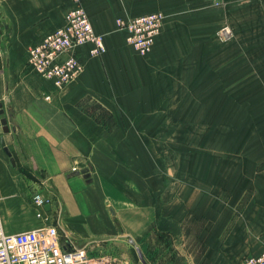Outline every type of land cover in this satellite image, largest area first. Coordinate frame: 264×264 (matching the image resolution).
<instances>
[{
  "label": "crops",
  "instance_id": "obj_1",
  "mask_svg": "<svg viewBox=\"0 0 264 264\" xmlns=\"http://www.w3.org/2000/svg\"><path fill=\"white\" fill-rule=\"evenodd\" d=\"M226 1L240 3L241 11H264V0ZM198 2L81 0L95 30L105 35L107 52L92 56L90 45L84 44L63 53L60 61L77 55L82 71L58 88L29 65L28 57L47 33L65 24L72 0H0V102L10 129L4 134L5 145L15 160L13 164L0 141V221L5 232L57 224L64 243L85 247L88 253L95 251L89 253L92 264H118V259L144 264L137 247L147 264H185V256L194 257L185 253L183 202L178 198L169 201L166 141H152L150 131L152 114L166 112L153 105L152 98L214 97L209 87L207 93L198 86L168 93L164 85L163 76L177 74L175 68L182 63L190 68L191 78L183 80L192 82L191 86L200 81L203 65L207 67L203 71L207 82H215L216 66L225 62L217 58L215 42H209L212 34L215 38L213 25L205 29L208 42L198 41V28L186 32V37L173 31V19L184 16L183 4L191 3L190 12L196 14L193 5ZM152 11L164 13V24L151 51L138 58L124 41L125 32L117 29L116 19ZM206 50L208 57L203 60ZM88 102L95 103L94 110L108 107L115 114L118 136L129 141L109 140L111 132L95 112L89 111ZM121 129H127L128 135ZM132 129L145 133H132ZM3 133L0 126V135ZM215 145H211L213 163L209 162L208 176L218 178L217 185H210L207 197L202 196L193 209L204 220L198 234L207 243L202 259L256 255L264 248V166L257 168L264 165V141H259L256 161L250 168L244 165L242 170L239 165L235 169L238 179L233 183L228 181L229 152L241 162L243 156L246 158L247 143L223 141L218 154ZM88 161L90 180L82 174L68 176ZM221 190H229L230 199L227 193L220 200ZM36 195L48 200L45 205L51 211L36 204ZM237 195L238 221L229 225ZM61 206L62 221L53 212ZM221 244L223 250L219 249ZM108 245L115 250H100Z\"/></svg>",
  "mask_w": 264,
  "mask_h": 264
},
{
  "label": "rangeland",
  "instance_id": "obj_2",
  "mask_svg": "<svg viewBox=\"0 0 264 264\" xmlns=\"http://www.w3.org/2000/svg\"><path fill=\"white\" fill-rule=\"evenodd\" d=\"M239 5L240 3L231 4L226 0H220L219 2L215 0H200L198 4L196 3L193 5L196 14H192V12H190L192 7L191 3H184V16L173 19L171 25L174 32L183 33L182 37H186V32H192L194 28H198L199 42L204 39L206 40V35H204L206 34L205 29L213 25L215 27V38H213L212 34L209 38V42H215L217 58H223L225 62L216 66L217 80L215 82H207V73L203 72L207 71V67L206 65L200 66V81L198 83L193 82L192 86V82L183 80L191 78V73L186 63H182V66H177L175 68L178 70L177 74L169 73L163 76L165 78L164 85L169 89L168 93L183 92L184 90L186 91L198 86L201 91H206V93L209 87V93H212L211 95H214V97L201 94L195 97L169 96L166 99L158 97L152 98L153 105H156V107L159 106V108L162 106V110L166 111L164 114H152V129L150 133L152 141H166L167 144V183L169 188V201L171 198L174 200L178 198L179 201L183 202L185 253L187 251L189 252L188 254L192 253L194 256L193 258H186L185 256V264H198L199 262L200 264H241L246 258L216 257L212 259L206 257L202 259L207 249V243L203 241L198 234L201 235L200 232L202 231L204 220L193 212L195 203L197 209V205L201 201L202 196L207 197L208 187L210 185L213 187L214 184L217 185L218 178L210 179L208 176L209 162L212 160L211 162L213 163L211 145L216 143V153L218 154V152H221L223 141H246L247 154L245 156L246 158L242 155L243 159L241 162H238L236 154L234 155L229 152L228 155V181L233 183L237 178V171L235 169L239 168V165H241L242 170L244 165L247 169L248 166L250 168L256 161L259 141H264V11L261 12L259 9L255 8L249 9L248 11H241ZM135 18L116 19L117 29L125 32L118 24L119 19L129 20ZM163 24L164 20L160 32ZM1 26L3 27L2 23H0V28ZM223 27H227L229 33L226 34V37L221 38L218 32ZM174 32L173 34L176 39L177 35ZM96 33L98 32L96 31ZM98 34L103 36L105 43V35L101 33ZM124 41L131 45L127 41V35ZM134 50L138 58L146 57L145 55L151 51L142 55L138 53L135 48ZM207 57L206 50L202 55V59H207ZM259 62L261 64L256 65V63L258 64ZM205 63L206 62H204V64ZM167 66L168 63H166V67ZM219 71L222 73L226 71V74H220L221 72ZM136 77L138 78V76ZM204 78L206 79L204 80ZM152 84L155 83L152 82ZM152 93H159V91H152ZM97 105L98 104H96V106ZM87 107L89 111L95 112L98 115L108 132H111L108 136L109 140L112 137H116L114 138L116 141H129L128 139L118 136L117 130H115L118 126L115 114L108 107L98 106L97 110H94V102H88ZM121 117L123 118V115H121ZM127 129L121 130L128 135ZM131 132H135L136 134L140 133L142 135L145 133L142 129H132ZM209 153L210 155L208 156ZM86 164L82 163L78 169L75 170L80 171L85 167L89 168L90 162L88 161ZM218 165L219 161L216 159V172H218ZM263 166L264 165H258L257 168L259 169ZM80 174L83 175V173ZM217 175H219V173ZM227 191L229 192V190L219 191L218 198L220 200L225 199L228 193ZM37 196H40V199L43 200V205H38L36 202ZM247 196H249V194ZM230 197L231 193L228 195L229 199ZM245 198L246 195H244V199ZM34 200L43 211H51V209H48L45 205L48 200L44 199L41 195H36ZM232 202V208L235 205V209L233 208L234 215L232 219L229 220V225L238 221V195L236 198H233ZM53 212H56L57 218L62 221L64 217V209L62 206L53 210ZM38 214L41 216V213ZM56 222L59 221L56 220ZM48 225L55 226L58 232H60L59 225ZM59 235L61 236L60 240L63 242L62 233L60 232ZM101 249L102 251L115 250L111 245L100 248V250ZM219 249L223 250V244H221ZM93 252L95 251H89V253L95 254ZM89 256L91 257L92 255L89 254ZM109 260L112 259L109 258ZM118 264L128 263L126 259L120 261L118 259Z\"/></svg>",
  "mask_w": 264,
  "mask_h": 264
},
{
  "label": "built area",
  "instance_id": "obj_3",
  "mask_svg": "<svg viewBox=\"0 0 264 264\" xmlns=\"http://www.w3.org/2000/svg\"><path fill=\"white\" fill-rule=\"evenodd\" d=\"M72 2L65 24L47 33L29 51L30 65L58 88L70 83L82 71V63L75 55L58 61L63 52L88 42L92 44L91 55L101 56L106 52L104 38L93 32L80 0ZM164 17L162 12H152L135 19H119L118 24L125 30L127 41L144 55L151 50ZM226 29L223 27L218 32L221 38L229 33ZM36 202L44 204L40 196ZM0 264H91V257L85 247L62 242L55 226L7 233L0 221ZM241 264H264V248L260 253L246 257Z\"/></svg>",
  "mask_w": 264,
  "mask_h": 264
},
{
  "label": "water",
  "instance_id": "obj_4",
  "mask_svg": "<svg viewBox=\"0 0 264 264\" xmlns=\"http://www.w3.org/2000/svg\"><path fill=\"white\" fill-rule=\"evenodd\" d=\"M5 108H4V104L3 102H0V117H1V121H0V126L3 128V134L0 135V141H1V144L4 146L5 148V151L7 152V154L10 156L11 158V162L13 164H15V160L14 158L12 157L11 155V152L10 150L8 149V147L5 145V138H4V134L5 133H8L9 132V125H8V119L7 117L5 116ZM80 173H83L84 177L87 178V180H90V173H89V168L88 167H85L83 169H81L80 171H73L72 173H70L68 176L71 177V176H75V175H78ZM47 208H49V205H46ZM137 252L141 258V260L143 261L144 264H147L145 262V259L143 257V254L141 252V250L137 247Z\"/></svg>",
  "mask_w": 264,
  "mask_h": 264
},
{
  "label": "bare ground",
  "instance_id": "obj_5",
  "mask_svg": "<svg viewBox=\"0 0 264 264\" xmlns=\"http://www.w3.org/2000/svg\"><path fill=\"white\" fill-rule=\"evenodd\" d=\"M80 2H81V0H80ZM82 4V3H81ZM84 7V6H83ZM85 11H86V9H85ZM86 14H87V16H88V18H89V22H90V24H91V27H92V29H93V32L96 34V35H98V36H100V34H98V33H96V31H95V29H94V27H93V24H92V22H91V20H90V17H89V15H88V13H87V11H86ZM138 18V17H137ZM227 30H228V28L226 29V32H227ZM54 31V30H53ZM229 32V31H228ZM102 36V35H101ZM41 42V41H40ZM39 42V43H40ZM89 44H90V46L92 47V44L90 43V42H88ZM88 43H84V44H88ZM84 44H82V45H84ZM37 45V44H36ZM35 46V45H34ZM71 49H73V48H71ZM71 49H69V50H67V51H65V52H68V51H70ZM65 52H63V53H65ZM62 53V54H63ZM61 54V55H62ZM60 55V56H61ZM71 55H75V54H71ZM60 56H59V58H58V61H60ZM70 56V55H69ZM75 56H77V55H75ZM78 57V56H77ZM79 58V57H78ZM80 59V58H79ZM81 61V60H80ZM60 62H62V61H60ZM82 63V62H81ZM81 73V72H80Z\"/></svg>",
  "mask_w": 264,
  "mask_h": 264
}]
</instances>
